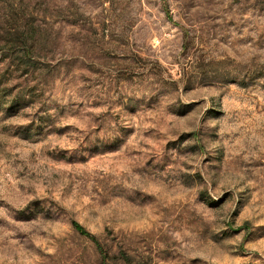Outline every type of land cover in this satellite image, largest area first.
<instances>
[{
  "label": "rangeland",
  "instance_id": "374dc122",
  "mask_svg": "<svg viewBox=\"0 0 264 264\" xmlns=\"http://www.w3.org/2000/svg\"><path fill=\"white\" fill-rule=\"evenodd\" d=\"M0 89V264H264V0H0Z\"/></svg>",
  "mask_w": 264,
  "mask_h": 264
},
{
  "label": "trees",
  "instance_id": "16d2710c",
  "mask_svg": "<svg viewBox=\"0 0 264 264\" xmlns=\"http://www.w3.org/2000/svg\"><path fill=\"white\" fill-rule=\"evenodd\" d=\"M22 33L23 32H20L18 34L11 33V34L6 35L5 39H4V43L8 47L12 48L13 50H15V49L19 50L17 52L19 60L25 61V62H23V64H27L29 62V60L26 59V54L28 52L23 51L25 49V43L24 42L27 40L24 39L26 37L24 36V33L23 34ZM0 92H2V93H0V95L4 94V91H1V89H0ZM17 102H19V101H16L15 99L12 100L10 102V107H7L6 110L7 111L11 110L13 108L14 103H17ZM6 103H8V101H5V102L0 101V110H1V105L6 104Z\"/></svg>",
  "mask_w": 264,
  "mask_h": 264
}]
</instances>
